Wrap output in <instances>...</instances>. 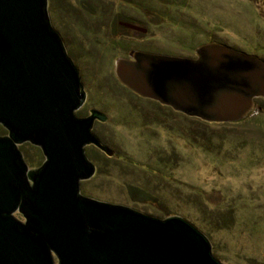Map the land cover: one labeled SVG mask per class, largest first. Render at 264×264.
Returning <instances> with one entry per match:
<instances>
[{
    "label": "water",
    "instance_id": "1",
    "mask_svg": "<svg viewBox=\"0 0 264 264\" xmlns=\"http://www.w3.org/2000/svg\"><path fill=\"white\" fill-rule=\"evenodd\" d=\"M131 57L115 63L120 83L187 115L232 123L264 99V60L221 43L195 58ZM85 97L47 0H0V264H224L185 216L158 218L80 194L95 173L84 146L112 155L91 131L106 115L75 114ZM26 143L44 157L36 169L18 148Z\"/></svg>",
    "mask_w": 264,
    "mask_h": 264
},
{
    "label": "rangeland",
    "instance_id": "2",
    "mask_svg": "<svg viewBox=\"0 0 264 264\" xmlns=\"http://www.w3.org/2000/svg\"><path fill=\"white\" fill-rule=\"evenodd\" d=\"M134 2L47 0L50 25L86 94L75 114L106 115L91 131L114 154L84 146L96 172L81 180L80 194L158 218L185 216L203 228L222 263L264 264V113L252 107L236 122L206 121L140 98L114 74L115 63L134 51L195 58L212 42L264 60V0ZM213 146L220 152L207 150ZM20 150L31 168L42 164L39 147Z\"/></svg>",
    "mask_w": 264,
    "mask_h": 264
},
{
    "label": "trees",
    "instance_id": "3",
    "mask_svg": "<svg viewBox=\"0 0 264 264\" xmlns=\"http://www.w3.org/2000/svg\"><path fill=\"white\" fill-rule=\"evenodd\" d=\"M128 1H130V0H128ZM134 1V0H133ZM137 2H138V0H135V5H137ZM140 2V1H139ZM141 3V2H140ZM141 5L142 4H138L137 5V7H139V8H142L141 7ZM81 8H83L86 12H92L93 10H95L93 7H87V5H84L83 3H82V7ZM138 9V8H137ZM143 11H144V9H142ZM141 9H140V11H142ZM146 10V9H145ZM152 10V9H151ZM139 11V10H138ZM146 12V11H145ZM147 13V12H146ZM149 14V13H148ZM253 109H255V111H257V112H259L260 114L261 113H264V99L263 98H257V99H255L254 100V106H253ZM145 118L146 119H148L149 121L148 122H151L152 123V121L153 120H151L148 116H145ZM191 134L189 133V138L192 140V136H190ZM196 138L195 139H193V142H195L196 143ZM199 145V144H198ZM199 146H201V145H199ZM214 147L215 146H213L212 148L211 147H207V150L209 149V150H211L212 152H220L219 150H215L214 149ZM214 154V153H213ZM158 160H159V158H158ZM157 160V161H158ZM160 165V164H159ZM158 165V166H159ZM161 166V165H160ZM165 171V170H164ZM166 172V171H165ZM128 187L130 188V193H133V192H142V191H140V190H138V188H136V187H132L131 185H128ZM197 202H199V201H197Z\"/></svg>",
    "mask_w": 264,
    "mask_h": 264
},
{
    "label": "flooded vegetation",
    "instance_id": "4",
    "mask_svg": "<svg viewBox=\"0 0 264 264\" xmlns=\"http://www.w3.org/2000/svg\"><path fill=\"white\" fill-rule=\"evenodd\" d=\"M114 74H115V71H114ZM116 76V75H115ZM133 93H135V92H133ZM136 94V93H135ZM138 95V94H137ZM140 98H142V99H145V98H143L142 96H139ZM146 99H148V98H146ZM150 101H154V102H156V103H159V104H161L159 101H157L156 99H149ZM161 105H163V104H161ZM164 106H166V105H164ZM92 145V144H91ZM19 146L20 145H18V148H19ZM94 146V145H93ZM95 147V146H94ZM97 148V147H96ZM19 150H20V148H19ZM100 152H101V150L100 149H98ZM20 152H21V150H20ZM103 152V151H102ZM104 153V152H103ZM22 154V153H21ZM112 156H114V154L112 155ZM111 155L110 156H108V155H106V157H112ZM22 157H23V159H24V155L22 154ZM24 161H25V159H24ZM25 163H26V165H27V167H28V169L29 170H32V169H36V168H29V166H30V164H29V162H26L25 161ZM95 166V165H94ZM165 168H164V170L166 169V165L164 166ZM38 168V167H37ZM95 172H96V167H95ZM14 214H17L18 216H19V218H17V217H15V218H17L18 220H20V221H24L25 219H24V217L22 216V214L21 213H19L18 211H15L14 213H13V215Z\"/></svg>",
    "mask_w": 264,
    "mask_h": 264
}]
</instances>
